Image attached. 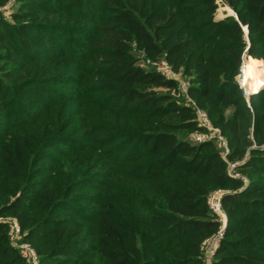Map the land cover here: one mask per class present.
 <instances>
[{"label": "trees", "instance_id": "trees-1", "mask_svg": "<svg viewBox=\"0 0 264 264\" xmlns=\"http://www.w3.org/2000/svg\"><path fill=\"white\" fill-rule=\"evenodd\" d=\"M219 1L0 0V264L7 217L39 264H207L216 190L211 264H264V0Z\"/></svg>", "mask_w": 264, "mask_h": 264}, {"label": "built area", "instance_id": "built-area-1", "mask_svg": "<svg viewBox=\"0 0 264 264\" xmlns=\"http://www.w3.org/2000/svg\"><path fill=\"white\" fill-rule=\"evenodd\" d=\"M232 15L236 16V13L233 12ZM236 18H237V16H236ZM243 62H244V60H243ZM154 63L159 64V69L158 68L157 69L159 71H161L163 74H165L168 77H173V78L177 79V75H179V74L174 73L171 70V68L169 67V65L166 63L165 60H162L159 63L158 62H154ZM161 66H162V68H165L168 71L167 72L162 71L160 69ZM241 71H242V66H241L240 73H241ZM240 73L237 76V81L241 85L242 82L240 79ZM169 74H172V75H169ZM242 88H243V86H242ZM197 114H198L199 124L203 127H206L207 131H196V132H194L195 133L194 139H196V141H194V142H202V141H206V140L218 139L222 143L226 144L225 138L220 134V132L217 128L212 126V124H211L208 116L206 115V113L203 110L198 109ZM226 151H227V149H226ZM229 166H230V168H234L236 166V163H230ZM222 195H223L222 190H216V191H213L208 197L209 207L211 208L213 213L216 215V219L220 222V227L216 233H214L212 236L206 238L203 242V252H204V257L206 259L207 264H211V262H212V258L215 254L217 246L220 243L221 237L223 235V229L225 227L226 220H227L226 212L223 209L222 203H221ZM10 235L14 238L20 239L19 241H16L14 245H16L21 250L22 254L27 259L28 263L29 264H39L38 256L34 250V247L28 242L21 241L20 229H19L17 222L14 219H10Z\"/></svg>", "mask_w": 264, "mask_h": 264}, {"label": "rangeland", "instance_id": "rangeland-1", "mask_svg": "<svg viewBox=\"0 0 264 264\" xmlns=\"http://www.w3.org/2000/svg\"><path fill=\"white\" fill-rule=\"evenodd\" d=\"M4 10V12H5V14H8V9H3ZM233 14V12H232V10L230 9V7L227 5V4H223V2L220 0L219 1V8H218V10H217V12H216V18L217 19H221V18H224L226 15H232ZM137 54H138V57H139V61H140V63L142 64V66L143 67H146V68H149V67H156V68H158L159 69V64H155L154 62H152L151 63V65L149 64V61L141 54V53H139V52H136ZM248 59V57H245L244 58V61L245 60H247ZM160 69L162 70V71H165V72H167L168 70H166L165 68H162V66L160 67ZM169 75H172V74H169ZM252 78H254V79H256V80H260L259 81V85L257 86L256 85V87H255V89H253V90H248L247 89V85H246V82L248 83V85H249V87H250V81H249V79H248V77H245V74L243 75V81H241L242 82V86H243V88H242V86L240 85V87H241V89H242V91H243V93H245V96H246V98H247V100H249V96H250V94L252 93V92H255V91H257L258 89H260L262 86H263V84H264V82L262 83V77L260 76V74H256L255 76H253ZM177 79L180 81V86H181V88H182V90L185 92V90H186V88H187V85H188V79L187 78H185V77H183V76H181V75H177ZM245 83V84H244ZM262 83V84H261ZM261 84V85H260ZM194 135H195V133L194 132H192V133H190L189 135H188V139H190L192 142H194V141H196V139H194ZM215 140V142L217 143V145H218V147H219V149L221 150V152H222V154H225L226 153V149H227V145L226 144H224V143H222L221 141H219L218 139H214ZM229 172L232 174V175H234V176H241V173L240 172H238V171H236L235 170V167L234 168H229ZM7 219H8V221H10V217H7ZM20 239H18V238H14V237H12L11 236V241H12V243L13 244H15V242L16 241H19Z\"/></svg>", "mask_w": 264, "mask_h": 264}, {"label": "bare ground", "instance_id": "bare-ground-1", "mask_svg": "<svg viewBox=\"0 0 264 264\" xmlns=\"http://www.w3.org/2000/svg\"><path fill=\"white\" fill-rule=\"evenodd\" d=\"M248 64V62H244L243 64H242V71H241V73H240V79H241V81H243V75L245 74V71H246V65ZM245 84V83H244Z\"/></svg>", "mask_w": 264, "mask_h": 264}, {"label": "water", "instance_id": "water-1", "mask_svg": "<svg viewBox=\"0 0 264 264\" xmlns=\"http://www.w3.org/2000/svg\"><path fill=\"white\" fill-rule=\"evenodd\" d=\"M233 10V9H232ZM233 12H234V10H233ZM243 28H244V30H245V32L247 33L248 32V28H247V26H243ZM254 92H252L251 94H253ZM250 94V95H251Z\"/></svg>", "mask_w": 264, "mask_h": 264}]
</instances>
